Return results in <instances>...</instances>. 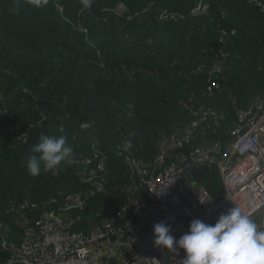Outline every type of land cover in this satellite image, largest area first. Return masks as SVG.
<instances>
[{"label": "trees", "instance_id": "obj_1", "mask_svg": "<svg viewBox=\"0 0 264 264\" xmlns=\"http://www.w3.org/2000/svg\"><path fill=\"white\" fill-rule=\"evenodd\" d=\"M200 1L207 12L191 16ZM262 96L264 12L248 0H93L90 9L82 0H0V241L20 248L64 197L93 190L84 180L98 166L101 191L63 218L86 234L118 223L145 192L139 169L154 163L164 138L181 137L206 108L216 116L193 130L186 151L226 144L237 111ZM61 125L76 163L33 178L32 146ZM186 177L220 198L217 169ZM9 260L0 247V264Z\"/></svg>", "mask_w": 264, "mask_h": 264}, {"label": "built area", "instance_id": "obj_2", "mask_svg": "<svg viewBox=\"0 0 264 264\" xmlns=\"http://www.w3.org/2000/svg\"><path fill=\"white\" fill-rule=\"evenodd\" d=\"M248 1L264 12L260 0ZM207 9L208 5L200 1L190 15L205 14ZM206 91L210 97L212 86ZM197 114L199 118L191 129L181 137L164 138L154 163L139 169L145 192L119 215L118 223H103L86 234L70 232L63 218L67 211L81 210L87 195L101 191L103 169L98 166L84 180L93 185V190L64 197L65 207L27 229L26 241L20 248L4 239L0 241L1 249L10 255L8 264H182L183 250L170 252L154 244V225L166 222L171 234L179 239L188 232L193 219L214 224L231 206L241 208L264 230V96L237 111L229 142L205 141L186 151L191 146L193 130L207 116H216L215 111L206 108ZM168 159L171 162L165 164ZM203 167L217 169L222 184L220 198L214 199L202 181L186 177ZM17 209L22 211L25 206ZM24 224L25 221L21 227ZM5 232L0 227V236Z\"/></svg>", "mask_w": 264, "mask_h": 264}, {"label": "clouds", "instance_id": "obj_3", "mask_svg": "<svg viewBox=\"0 0 264 264\" xmlns=\"http://www.w3.org/2000/svg\"><path fill=\"white\" fill-rule=\"evenodd\" d=\"M47 2L30 0L36 7ZM92 3L93 0H82L87 9L92 7ZM89 127L87 122L80 125L82 130ZM58 132L59 135H41L39 142L32 146L33 154L27 158V171L33 178L39 177L42 170L52 171L63 164L76 163L74 149L68 143L63 125ZM153 232L157 247L170 252L183 250L182 264H264V230L239 207L228 208L214 224L193 219L188 232L179 239L171 234L170 225L166 222L155 224Z\"/></svg>", "mask_w": 264, "mask_h": 264}, {"label": "rangeland", "instance_id": "obj_4", "mask_svg": "<svg viewBox=\"0 0 264 264\" xmlns=\"http://www.w3.org/2000/svg\"><path fill=\"white\" fill-rule=\"evenodd\" d=\"M221 186H222V184H221ZM21 218H18V220H20ZM21 223L23 224L24 223V219L21 221Z\"/></svg>", "mask_w": 264, "mask_h": 264}]
</instances>
